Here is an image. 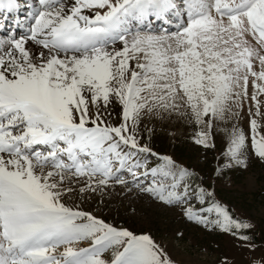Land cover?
<instances>
[{"label":"snow or ice","instance_id":"snow-or-ice-1","mask_svg":"<svg viewBox=\"0 0 264 264\" xmlns=\"http://www.w3.org/2000/svg\"><path fill=\"white\" fill-rule=\"evenodd\" d=\"M260 5L0 0V264H152L150 238L97 208L122 183L130 155L161 158L131 127L156 72L155 29L182 33L213 11L246 22ZM257 32L264 25L249 36Z\"/></svg>","mask_w":264,"mask_h":264},{"label":"rangeland","instance_id":"rangeland-1","mask_svg":"<svg viewBox=\"0 0 264 264\" xmlns=\"http://www.w3.org/2000/svg\"><path fill=\"white\" fill-rule=\"evenodd\" d=\"M252 12L256 24L213 11L182 33L155 29L156 72L131 127L161 158L130 155L97 208L150 238L152 264H264V35L249 36L264 5Z\"/></svg>","mask_w":264,"mask_h":264},{"label":"bare ground","instance_id":"bare-ground-1","mask_svg":"<svg viewBox=\"0 0 264 264\" xmlns=\"http://www.w3.org/2000/svg\"><path fill=\"white\" fill-rule=\"evenodd\" d=\"M218 2H221L220 0H218ZM249 17L251 18V20H252V22L254 23V24H256V21H254L255 20V14L252 12L251 14H249Z\"/></svg>","mask_w":264,"mask_h":264}]
</instances>
